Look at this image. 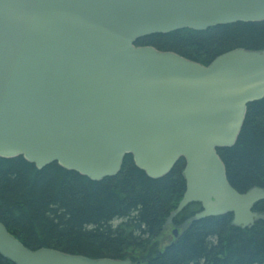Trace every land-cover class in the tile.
<instances>
[{"label": "water", "instance_id": "95a60500", "mask_svg": "<svg viewBox=\"0 0 264 264\" xmlns=\"http://www.w3.org/2000/svg\"><path fill=\"white\" fill-rule=\"evenodd\" d=\"M264 21V0H0V158L38 170L57 163L91 181L116 176L125 156L153 180L183 159L188 205L173 230L253 211L264 188L239 193L218 150L235 145L247 106L264 98V49H234L209 64L137 39L177 30ZM0 256L12 264H132L26 248L0 223Z\"/></svg>", "mask_w": 264, "mask_h": 264}, {"label": "trees", "instance_id": "16d2710c", "mask_svg": "<svg viewBox=\"0 0 264 264\" xmlns=\"http://www.w3.org/2000/svg\"><path fill=\"white\" fill-rule=\"evenodd\" d=\"M209 64L234 49H264V21L235 23L202 32L190 29L135 41ZM230 185L239 193L264 188V98L247 106L235 145L218 150ZM184 161L150 179L124 157L119 173L95 182L52 163L42 170L22 156L0 158V223L31 250L42 247L89 258H129L132 264H264V221L231 226L232 215L205 218L162 246L169 214L185 191ZM200 211L188 205L182 224ZM253 211L264 212V200ZM0 264H12L0 256Z\"/></svg>", "mask_w": 264, "mask_h": 264}, {"label": "rangeland", "instance_id": "374dc122", "mask_svg": "<svg viewBox=\"0 0 264 264\" xmlns=\"http://www.w3.org/2000/svg\"><path fill=\"white\" fill-rule=\"evenodd\" d=\"M171 240H172L171 229H170V227H167L164 230V233L162 234V236L160 238V243L162 244V246H164V245L169 244Z\"/></svg>", "mask_w": 264, "mask_h": 264}, {"label": "flooded vegetation", "instance_id": "af4514ba", "mask_svg": "<svg viewBox=\"0 0 264 264\" xmlns=\"http://www.w3.org/2000/svg\"><path fill=\"white\" fill-rule=\"evenodd\" d=\"M178 226H179V224H175V223H174V220H173V223H172L169 227H170V229H171V231H172L174 228H177ZM181 232H182V230L179 229V230H178V235H179ZM171 236H172V238H174L173 235H171Z\"/></svg>", "mask_w": 264, "mask_h": 264}]
</instances>
